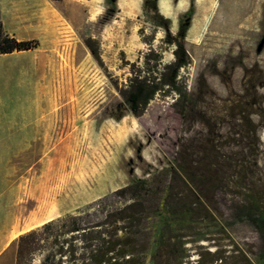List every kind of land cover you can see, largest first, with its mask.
Returning a JSON list of instances; mask_svg holds the SVG:
<instances>
[{
	"label": "rangeland",
	"instance_id": "374dc122",
	"mask_svg": "<svg viewBox=\"0 0 264 264\" xmlns=\"http://www.w3.org/2000/svg\"><path fill=\"white\" fill-rule=\"evenodd\" d=\"M153 1L170 35L178 24L185 28L182 41L192 62L178 75H186L188 84L195 72L205 89L203 98L188 101L192 110L216 122L247 103L252 114L264 109V0ZM142 4L0 0L2 31L36 43L31 50L0 55V264H12L2 251L16 236L170 159L159 109L133 118L114 89L126 75L122 63L138 64L146 50L138 29L151 38L161 63L171 60V46L160 43L162 22L142 12ZM85 38L96 48L98 63L82 45ZM258 144L247 184L263 193V207L264 125ZM219 208L231 243L258 264L263 230L248 224L237 203L220 197ZM31 264H38L37 255Z\"/></svg>",
	"mask_w": 264,
	"mask_h": 264
},
{
	"label": "trees",
	"instance_id": "16d2710c",
	"mask_svg": "<svg viewBox=\"0 0 264 264\" xmlns=\"http://www.w3.org/2000/svg\"><path fill=\"white\" fill-rule=\"evenodd\" d=\"M145 10L162 22L160 43L171 46V60L161 63L159 51L150 48L151 38L143 37L138 29L146 50L138 64L122 63L126 75L114 89L133 118L151 108L159 109L158 124L170 140V159L80 208L16 236L2 251V256L9 252L12 264H31L34 255L38 264H188L189 259L193 264H252L251 253L231 243L219 198L237 203L248 224L264 232V204L261 207L258 201L263 193L247 184L264 109L252 114V104L247 103L216 122L192 110L188 101L203 98L205 89L195 72L188 84L186 75H178L192 62L182 41L185 28L178 24L170 35L168 21L157 13L153 0H143L142 12ZM82 45L98 63L91 40L83 39ZM35 46L34 40H15L0 26V55ZM156 97L159 107L151 105ZM223 242L229 244L228 251ZM188 246L194 248L191 253ZM258 264H264V256Z\"/></svg>",
	"mask_w": 264,
	"mask_h": 264
},
{
	"label": "crops",
	"instance_id": "0c3cea01",
	"mask_svg": "<svg viewBox=\"0 0 264 264\" xmlns=\"http://www.w3.org/2000/svg\"><path fill=\"white\" fill-rule=\"evenodd\" d=\"M52 218H53V217H52ZM49 219H51V218H49ZM49 219H48V220H49ZM5 243H6V242H5ZM3 246H4V244H3ZM3 246H2V247H3ZM1 249H2V248H1Z\"/></svg>",
	"mask_w": 264,
	"mask_h": 264
}]
</instances>
